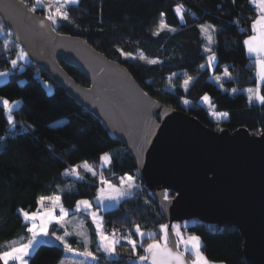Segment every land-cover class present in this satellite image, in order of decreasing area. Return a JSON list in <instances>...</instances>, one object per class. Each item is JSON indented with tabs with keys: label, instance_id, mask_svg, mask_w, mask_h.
Wrapping results in <instances>:
<instances>
[{
	"label": "trees",
	"instance_id": "16d2710c",
	"mask_svg": "<svg viewBox=\"0 0 264 264\" xmlns=\"http://www.w3.org/2000/svg\"><path fill=\"white\" fill-rule=\"evenodd\" d=\"M23 1L31 8L36 3ZM36 11L44 14L41 9ZM65 13L68 19L60 21L58 32L81 36L107 57L124 64L147 93L166 105L184 110L215 129L245 127L252 133L264 132V103H251L245 92L258 83L255 58L248 55L241 30L243 22L257 16L251 0H79L68 5ZM206 17H212L215 25L213 43L201 28ZM0 25L4 30L0 36V72L10 70L9 79L0 84V98L20 101L11 111L15 127L9 124L8 110L0 103L1 252L11 241L29 234L20 209L38 210L41 196L58 194L68 208H75L76 201L82 199L93 200L99 178L89 172L69 175L68 170L75 165L87 162L99 168L102 154L110 153V165L103 169L115 179L136 174L137 166L127 147L114 140L102 122L47 71L29 59L19 61L15 68L11 65L18 49L9 46L19 44L8 28ZM209 48L216 56L211 65ZM153 59L158 63H147ZM61 64L77 82L90 85L81 71ZM226 67L231 75L219 85L211 77L223 74ZM188 77L193 81L185 88L182 82ZM47 81L53 86L51 93ZM205 96L216 111L227 114L226 119L217 122L211 116ZM185 99L191 102L189 106L183 104ZM60 119L64 122L55 124ZM175 195L174 191L166 192L168 198ZM102 215L105 228L120 227L123 238L115 256L92 245L100 264H131L133 258L147 255L144 249L149 241L139 239L135 226L160 237V226L167 224L144 183L115 207L102 210ZM194 222L190 230L201 237V250L209 261L248 264L243 254L244 238L237 228ZM126 237L137 240L135 252ZM64 255L62 245L42 242L29 256V264H60Z\"/></svg>",
	"mask_w": 264,
	"mask_h": 264
},
{
	"label": "water",
	"instance_id": "95a60500",
	"mask_svg": "<svg viewBox=\"0 0 264 264\" xmlns=\"http://www.w3.org/2000/svg\"><path fill=\"white\" fill-rule=\"evenodd\" d=\"M8 2L27 13L21 27L4 7ZM30 9L23 0H0V22L30 61L127 147L137 176L167 220L168 247L182 254L184 264H193L186 251L173 245L174 225L198 220L237 228L244 238L247 263L264 264V132L215 129L166 105L147 93L124 64L81 36L58 32L47 15ZM39 20H44L43 28ZM61 62L81 71L90 85L77 82ZM167 191L176 195L165 199ZM133 261L153 264L151 256ZM168 264H173L171 259Z\"/></svg>",
	"mask_w": 264,
	"mask_h": 264
},
{
	"label": "snow or ice",
	"instance_id": "6c2138e0",
	"mask_svg": "<svg viewBox=\"0 0 264 264\" xmlns=\"http://www.w3.org/2000/svg\"><path fill=\"white\" fill-rule=\"evenodd\" d=\"M66 3H76V0H66ZM252 3L257 4L259 7V10L261 14L257 17L255 21L252 22V31L253 35L248 36L246 40L243 41V44L247 47V51L250 54H254L256 57V63L260 67V75L259 78L261 81H264V0H252ZM6 9L13 12L15 14V22L17 27H21L23 25L24 21L28 20L27 13L24 12L22 9L19 8L18 5H16L13 2H8L4 5ZM35 8L30 9V11L35 12ZM49 11L51 12V7H49ZM177 11H180V6L177 7ZM58 18H62L64 20L68 19L67 13H62L59 8L56 9V16L48 15L47 20L52 21L53 24L57 22ZM8 19H13V16H9ZM34 19V18H33ZM38 25L40 28H43L45 25L44 20H39ZM260 26L259 29L257 26ZM163 23L161 24V28H163ZM202 29H204V26H201ZM0 30H2V25H0ZM259 31V35L256 33ZM158 34V33H156ZM17 52H16V58L12 59L10 61L11 65L15 68L18 65L19 61H26L28 59L29 54L24 50V48L21 45H17ZM206 51L211 52V55L208 57L209 65L216 59L215 53L212 52V50L206 49ZM141 60H144L145 57H140ZM147 63L150 64H156L158 63L157 60H148ZM201 67H204V65H201ZM8 73L0 72V76H8ZM225 75L230 76L231 74L227 72V69L225 68ZM219 79V78H217ZM188 81H185V84H187ZM233 92L236 91V89L232 90ZM251 94V89L248 90ZM204 100H208L209 98L207 96L203 97ZM249 99L251 100V95L249 96ZM257 99H259L262 103H264V96H257ZM0 103L3 104V107L5 109H8L9 111L12 110V103L6 99V98H0ZM19 103V102H17ZM9 124H11L13 127H15V121L13 117L9 116L8 118ZM101 160L107 163L111 162V157L109 153L102 154ZM80 167L79 164L75 165L71 171L75 172L76 169ZM92 175L99 176V185L97 189V195L95 197V203L97 205V211H92L93 208V201L89 200H79L76 201V207L83 208L87 210L95 223L96 231L98 235V239L100 241L101 246L103 247L104 251L109 253L110 255L115 254L116 252V244L118 243L117 240L114 239L115 233L113 232L112 237L107 235L103 228V222L102 218L98 217V211L101 208L106 207L105 202L106 201H116L119 202L122 199H124L126 196H128L131 191L137 187V185L134 182V177L131 175H127L120 178V186L117 187L107 179L104 178L103 173H96L93 169H88ZM67 174V170L66 173ZM78 175V172L76 173ZM52 197H45L41 196L39 198V203L43 204L46 200L51 201ZM59 197L55 198V202L59 203ZM165 199H167V196H165ZM60 211L64 214L67 213V210L63 208L62 204L60 205ZM20 212L23 213V216L26 220L31 221V224L29 227H27V231L31 233V239L28 240L27 243L21 244L18 247H13L9 251H3L0 252V261H3V264H9L10 261L17 262V264H28V260L26 257H29L31 254V250L33 247L39 243L38 237L41 236H47L48 233V225L53 221H58L59 218L53 216L51 213L47 214V218L42 222L37 224L36 222V212H26L24 209H20ZM161 229L164 232L163 235V244H161L160 241H154L153 243H149L147 247L144 249L145 253L147 255L139 256V261H147L149 259V256H151L153 260V264H168L169 259L172 260L173 264H184L182 254L176 252L174 253L171 248L168 247L169 243V234H168V226L162 225ZM135 231L138 234V236L141 238V241H143V238L145 237L146 233L142 230H140L139 225L135 226ZM55 235V233H53ZM151 235V234H147ZM177 239L173 241V245L175 248H179L181 245H183L185 251H190L192 255L195 257L193 260V264H208L207 258L203 256L200 249L203 247V243L198 236H191L188 239H184L183 236L177 232L176 233ZM57 240H60L65 248H67L69 251H74V249L71 248V246L67 243L66 240H64L62 237L57 236ZM126 239H129V243L133 249V252H135L136 249V241L131 240L129 237H126ZM85 255L92 256L91 252H85ZM132 264H135V261L132 262Z\"/></svg>",
	"mask_w": 264,
	"mask_h": 264
},
{
	"label": "rangeland",
	"instance_id": "374dc122",
	"mask_svg": "<svg viewBox=\"0 0 264 264\" xmlns=\"http://www.w3.org/2000/svg\"><path fill=\"white\" fill-rule=\"evenodd\" d=\"M79 0H76V3H66V0H36V3L33 5L32 8L35 9H41L44 12V15H53L56 16V9L59 8L61 10L62 13H65V10L67 8L68 5H72V4H77ZM49 7H51V12L49 11ZM62 20V18H58L57 22L54 24L55 28L57 26H59L60 21ZM202 25L204 26V31L205 34L209 40L210 43H213L214 41V37H215V25L212 24V17H206L204 18V20L202 21ZM4 33V30H0V35H2ZM11 39V38H10ZM16 48V45L12 44L9 46V49L14 50ZM211 55V53L209 54V56ZM16 56L13 58L15 59ZM29 59V58H28ZM28 59L26 61H28ZM19 63V62H18ZM227 69V67H226ZM4 73H8L10 75V70H5V71H1ZM228 72V71H227ZM9 75L4 77V76H0V84L6 82L9 79ZM228 76L225 75V72L223 74L217 75V76H212L211 79L213 81H215L217 84L221 85V81L225 78H227ZM219 78V79H217ZM185 81H188L187 84H185ZM193 81L192 77H188L186 79H184V81L182 82V85L187 88ZM45 85L47 87L48 92H52L53 91V86L50 82H45ZM12 103V110L16 107H18L17 103L11 102ZM204 103L206 104L207 108L209 110H212L210 114H212L211 116L217 121V122H221L225 119V115L224 113H220L218 111H216L214 109V107L212 106L210 99L208 100H204ZM183 104L186 106H189L191 104V102L189 100H184ZM8 110V109H7ZM11 110V111H12ZM11 111H7L8 112V116H12ZM64 122V119H60L58 120L55 124H61ZM110 155V153H109ZM111 157V155H110ZM110 165V163L104 162L101 160V165L99 168H96L94 166H92L91 164L84 162L82 165H80V167L78 169H76L75 172L72 171V176L74 177H78L80 175V173H90L92 174L88 169L91 168L93 169L96 173H103V176L105 179L109 180L111 182V184L117 186V187H121L120 186V178L127 176V175H131L133 176L134 182L137 185V187H135L131 193L128 196L133 195L136 191L140 190L143 186V181L137 176L136 174H126L124 176H120L117 179L114 178L113 174H106L104 172L103 168H106ZM78 172V175L76 174ZM99 178V176H97ZM126 196V197H128ZM96 197V196H95ZM95 197L93 198V200H89V199H82V200H89V201H93V208L92 211H97V205L95 203ZM125 197V198H126ZM120 202V201H119ZM119 202L116 201H106V207L101 208V211L107 208H112L115 207ZM47 203V202H46ZM47 205L49 206V204L47 203ZM45 209L46 211H49L48 213H51L53 216L58 217L59 220H53L49 225H48V235L47 236H41L38 237V241H40L39 243H37L36 245L38 246L40 243L42 242H49V243H57V244H61L64 246V244L60 241L57 240L56 237H62L64 240L67 241V243L71 246L72 249H74V251H69L67 248L65 251V255L64 258L61 262V264H100L98 261V256L97 254L91 249V244H92V240H91V233H92V229L91 227H89V224L86 221V216L83 215L81 212L78 211V208L75 206V208H68L65 207L63 205V208L67 210V213L64 214L60 211V207L58 206V204L56 202H52V204ZM26 212L32 213V212H36L37 216H36V222L37 224L42 223L46 218V216H41L39 212H41L40 210H34V211H27L24 210ZM87 211V210H85ZM23 214V213H22ZM98 215H101L100 212L98 211L97 213ZM24 217V216H23ZM25 219V218H24ZM26 220V219H25ZM27 222H29L31 224V221L26 220ZM55 224L57 226L56 229H51L52 225ZM195 222L194 220L191 221H187L185 223L182 224H175L174 225V230L175 232H179L183 237L186 238V235H188V238L191 236H199V234L197 233H192V231L190 230V228L195 226ZM167 225V224H165ZM30 226V225H29ZM105 227V226H104ZM105 233H106V228L104 229ZM141 230V229H140ZM144 231V230H142ZM160 231H161V235L159 237V235H156L157 233H155L154 231H144L146 233L145 237L149 242V243H153L154 241H160L161 244H163V235L164 232L161 229L160 226ZM53 233H55V235H53ZM192 233V234H191ZM107 234V233H106ZM147 234H151V235H147ZM185 235V236H184ZM158 236V239L156 238ZM143 238V239H144ZM187 238V239H188ZM31 239V233H30V237L28 238V240ZM115 240L118 241L117 245H116V252L115 254L110 255L109 253L105 252L104 249H102L106 254H108L109 256H115L117 253V247L121 242V236L117 235L114 237ZM131 240H135L136 241V246H137V240L134 238H130ZM139 239H141L139 237ZM201 239V237H200ZM28 240L25 242L27 243ZM202 241V239H201ZM24 242H17V239L11 241L9 243V247L2 249L1 252L3 251H9L11 248L13 247H18L21 244H25ZM147 244V245H148ZM147 245H145L147 247ZM36 246V247H37ZM182 249L185 251L183 245ZM65 247V246H64ZM91 252L92 256H88L85 255V252ZM200 251L202 252V250L200 249ZM187 252V251H186ZM188 253V252H187ZM203 256L204 253L202 252ZM195 259L194 256H192V263L193 260ZM212 262V261H211Z\"/></svg>",
	"mask_w": 264,
	"mask_h": 264
},
{
	"label": "crops",
	"instance_id": "0c3cea01",
	"mask_svg": "<svg viewBox=\"0 0 264 264\" xmlns=\"http://www.w3.org/2000/svg\"><path fill=\"white\" fill-rule=\"evenodd\" d=\"M251 3H252V0H251ZM252 5L256 8V10H257V16H256V18L253 20V21H255L256 19H257V17L261 14V12H260V10H259V7H258V5L257 4H254V3H252ZM253 21H251V22H248V21H245V22H243L242 23V25H241V30H242V32L245 34V39L244 40H246L247 38H248V36H250V35H253L254 33H253V31H252V22ZM259 25L257 26V28L259 29ZM257 35H259V31L256 33ZM1 36V35H0ZM246 47V46H245ZM246 50H247V47H246ZM247 53H248V55L250 56V57H253V58H255V62H256V57H255V55L254 54H250L248 51H247ZM256 75H257V79H258V83H257V85L256 86H253V87H248V88H246L245 89V92L248 94V96H250L251 95V100H250V102L251 103H262L259 99H257V96H264V91H263V86H264V81H261L260 80V78H259V75H260V67H259V65L256 63ZM249 89H251L252 91H251V94L249 93ZM17 102H19V103H17ZM14 103H17V104H20V101L18 100V101H14ZM210 111V113H212L211 111L212 110H209ZM220 113H224V115H225V119L227 118V114L225 113V112H220ZM212 115V114H211ZM84 162H82L80 165H82ZM49 197H52L53 199L51 200V201H48V200H46L45 202H47L48 204H49V206L52 204V202H55V198L56 197H59L60 199H59V203H57L58 204V206L60 207V205L62 204V206H63V202H62V199H61V196L60 195H58V194H55V195H52V196H49ZM48 206V207H49ZM94 206V205H93ZM46 209V208H45ZM45 209H43V210H40L41 212H39L40 213V215L41 216H46L47 214H48V212L49 211H46ZM78 211L79 212H81L83 215H85L86 216V221H87V223L89 224V227H91V229H92V233H91V240H92V244H91V249H92V245L93 244H96L97 246H99L101 249H103V247L101 246V244H100V241H99V239H98V235H97V231H96V226H95V223L93 222V220H92V218H91V216H90V214H89V212L88 211H85V209H83V208H79L78 209ZM94 211V210H93ZM99 212H100V214L101 215H98V217H101L102 218V222H103V215H102V211H101V209H99ZM22 216H23V214H22ZM24 218V217H23ZM25 220V219H24ZM25 222L26 223H28V227H29V225H30V223L29 222H27L26 220H25ZM57 228V226L55 225V224H53L52 225V227H51V229H56ZM103 228L105 229V227H104V224H103ZM105 231V230H104ZM185 236V235H184ZM30 237V233L29 234H27V235H23V236H21V237H19V238H17V242H26L27 240H28V238ZM185 240L188 238V235H186V238L185 237H183ZM49 243V242H48ZM57 244V243H56ZM9 245V244H8ZM61 245V244H60ZM117 245V244H116ZM36 246L37 245H35L34 247H33V249L31 250V254L34 252V250L36 249ZM63 246V245H62ZM9 247V246H8ZM64 247V246H63ZM65 248V247H64ZM65 251H66V249H65ZM188 253H190L191 255H192V253L190 252V251H187ZM30 254V255H31ZM193 256V255H192ZM204 257H206V256H204ZM64 258V257H63ZM26 259L28 260V264H29V257H26ZM63 260V259H62ZM62 260H61V262H62ZM207 261H208V264H223V263H218V262H211V261H209L208 259H207ZM0 264H3V261H0ZM9 264H17V262H12V261H10L9 262ZM61 264V263H60Z\"/></svg>",
	"mask_w": 264,
	"mask_h": 264
},
{
	"label": "built area",
	"instance_id": "2783aa9c",
	"mask_svg": "<svg viewBox=\"0 0 264 264\" xmlns=\"http://www.w3.org/2000/svg\"><path fill=\"white\" fill-rule=\"evenodd\" d=\"M2 137H4V135H2ZM68 173H69V175L72 176L71 169L68 170ZM47 206H48L47 203L44 202L43 204H40L38 210H43V209L47 208ZM113 232L115 233L114 237L117 235H120L121 238H123V230L120 227L106 228V233L110 237H112Z\"/></svg>",
	"mask_w": 264,
	"mask_h": 264
}]
</instances>
